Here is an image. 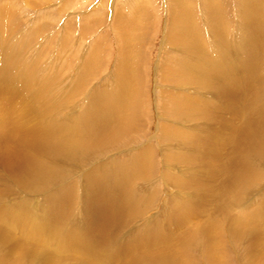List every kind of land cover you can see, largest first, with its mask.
Returning a JSON list of instances; mask_svg holds the SVG:
<instances>
[{"label": "rangeland", "instance_id": "obj_1", "mask_svg": "<svg viewBox=\"0 0 264 264\" xmlns=\"http://www.w3.org/2000/svg\"><path fill=\"white\" fill-rule=\"evenodd\" d=\"M208 1L210 2V0ZM208 1L182 0L183 5L186 7V9H188L192 13L191 17H193L194 27L196 26V31L198 34L200 30L201 35H199V40L201 41V44H203V47L207 46L205 42L207 43V39H209L208 33L211 31L210 27L207 25L208 22L206 21L207 19H209L206 18L207 9H209L208 5H210V3L208 4ZM174 2L175 0H0V49L2 47V49L6 50L10 54H13L16 57V62L19 63L18 65L23 66L24 69H27L32 73V77L26 85H21L18 81L15 82V79V84L14 82L13 84H11L10 82L12 81L9 82L8 80H5L8 86L4 85V83L3 85L0 84V126L5 125V127L9 129H16L21 126L23 116L21 115L20 109L14 101H16L20 97H26L25 91H28L27 94H29L27 97L30 98V102L28 101L29 99L27 97L26 101H28L27 104L29 105L30 110L33 111L32 115L35 119L32 117V121L34 125H37V121L43 119L46 116H49V118H47L48 120L54 119L53 113L55 114L59 111L63 115L62 118H58L57 122H55V126H59L58 123H61V121L68 123L72 121L73 123L76 122L77 124V117H79V114H81L79 112L83 110V107L86 106V102H89V98H92V95L97 96L100 95V93H103L104 97L106 96L105 98L108 99L110 97L109 94L112 93V90L114 88H118V86H121V83L119 84V74H123L126 69V64L127 66L129 64L132 68H130L131 76L129 78V84L134 85V87L131 85L132 88L130 90L133 93H130L131 97L128 102H126L127 98L125 100H121V102L123 101L122 108L121 106L117 108V114L114 113L115 111H110V113L108 114L109 116H113V118H117V116H121L122 114L125 122L124 125L126 126H124V128L128 129V131L126 130L127 133L125 132L123 134L124 136L121 134L122 136L119 137V140L116 141V145L113 144L111 149L109 148L104 151V153L100 154L101 157H98L97 159L95 158L97 162H94L93 165H91V169L87 170V168H80L83 169L81 171L87 170L86 172H84V175L78 173L72 175L70 178H68L67 176L66 179H68V181L65 179L66 181H63V183L59 185H62V187L68 186L70 188L73 186L75 187V189L77 188L79 190V186H77L79 184L80 186H83V191H85L89 196V192H87L86 190V186L88 187V184L87 182L85 183L86 179L83 177L82 181L81 175L86 177L90 170H93L94 168L99 169L100 167H104L111 163L112 165H114L115 163L116 166V163L124 161L127 163V165L132 166V163L134 162L133 159L135 157L137 159V157H140L141 154V157L144 156V158H146L145 162L147 161V163L149 164H147L143 170L142 168H140L139 170L135 169V173H138L136 176H123L124 178H129L132 180V182L130 181L129 185L127 186L133 184L134 191L132 189L131 192L136 194V198L146 197V200L143 201V209L141 208L144 212L138 211V215H133L135 216V218H133L131 214L132 212L130 210L127 211V208V210L123 209L127 213L126 217L125 215H123V213L126 214L123 211L117 218L116 216H112L113 218L111 217L110 219L104 220L105 218L103 215V211L100 210L101 207L103 208V206L99 200L97 202L93 201V203L91 204L92 212H94L95 214L93 215V213H90L91 217L86 214L87 211L83 210L81 205L77 208H74L75 204L72 205L71 208L67 207V205L66 208L57 209L56 216L54 217L56 218L60 216L61 218V215H63L64 220V216L76 213L75 215L73 214V216L69 217L71 221L69 220L66 222V224H64L62 219L59 218L60 221L57 220L56 224L53 225V223H51V225L48 226V229L51 228L49 234L45 235L46 237L42 238L40 240L41 242L38 243H31L29 241L30 239H28L25 235L24 229H22L21 226L17 223L18 220L16 218L11 217L13 215H11L12 213H10L9 211H14L15 209L16 211L19 210V208H17L18 202L19 204L22 203V206L25 204L29 205L30 209H32V213L41 208L42 211L39 210L41 213L38 219V223L40 226L41 223H44V220L50 218L51 215L53 217V214H55L54 212L50 213L49 209L47 210L48 213L45 212L44 206H42L43 208L40 206L41 201L44 197V202L47 203L46 201L48 200L47 198L50 197L49 195H53L54 192H57V188H60V186L56 185L54 187L56 188V191L53 188L54 192L53 190H50L51 193L48 195H40L41 197L39 196V201H37V204L32 202V204L34 203L33 205L30 201L27 200V196H23V198L26 199H22L23 201L21 200V196V202L17 201V203H15L16 199L11 194L6 193V196L0 194V214H2L3 217L4 212L5 214L10 213L9 216L7 214L3 217V221L5 222L4 225H8L4 226L0 223V234L6 233L8 235L4 244H1L0 246V256H5L7 259L11 257L13 261H17L18 257L16 256L22 255L21 261L28 262L30 261L32 256L35 257L36 255V259L34 261L35 264H42L41 262L44 259L42 258L43 256L46 260H48L47 256H54L51 260L56 261L54 264H99L96 263L97 260H94L95 257L88 258V256L90 255L89 252H87L86 255V252L82 250V248H89L86 238L88 237L89 240L92 241L96 240V244L100 245L99 241L101 242V244H103L106 242V238H109L113 235V237L109 238L107 241L108 245L110 246V254H107L106 257L103 255V261L100 264H132V262H134L135 260L139 261L144 259L147 260V264H156L158 263V260V264H166L164 263V261L168 260L171 262H175V264H179L180 262V264H264V260L262 259L264 258V185H261L264 184V178L262 179L261 176L253 177L252 182L255 181V178L257 181V185L254 186L253 183L250 182V186H252L250 190H253V192L258 189V184L259 188L261 187L260 193H257L256 191L254 192L256 195H251L254 198L253 201L247 200L246 202L248 203H246L244 199L245 196L241 197V199L237 198L239 197L236 196V193H238L236 192L238 185L235 182V178L238 179L241 176L239 179L242 180V176L246 174V170L244 169L243 162H236L237 159L235 161L233 160V155L235 153V150L237 149L235 145L241 143L240 140H237L239 133H235L234 131H240L241 129V126L237 125L238 123L240 124V119L237 118L239 114L237 113V111L239 110V112H243L244 109H249L248 107H250L251 104L254 105V103L251 102V100L249 101L246 95H239V99L233 101L232 98L230 99V92H225V95H229L228 97L226 96L229 100L226 99V102L223 103L224 111L222 113L224 114L225 111L227 112H225V117L218 116L220 115L217 114L218 112L220 113L218 109L215 112L206 114V117L201 119V122L198 120L196 121V119L194 120L190 117L192 110L189 111L186 107L190 106V102L192 101V98L190 96L193 95L192 97L196 101L200 100L199 97L205 95V93H203V91L202 93L199 92L200 94L194 92L195 88L192 84H190L189 81L187 82L186 86H182L184 84H182V81L187 79L185 77V73L187 72L184 71L181 73V70H185L188 61L185 59L186 44L184 46L178 45L179 43H177L175 40L176 37L172 34V32L175 31L174 28H171L172 24L173 22L176 23V21L174 20H177L175 19L177 5ZM184 2H186L187 4ZM243 3L244 2H242V0L211 1V5L214 4L213 6L217 7L218 11H222V19L225 22L226 27H230V33L234 30H237L238 25L241 22V20L239 19L242 18V14L245 13V11L243 10ZM262 8L264 9V4H260V9ZM211 33L214 32L211 31ZM250 34L254 36V32L252 30ZM2 36L4 37V39ZM205 48H207V54H210L211 50H208V47ZM233 54L235 55V57H238L240 62H242L243 60L241 59V57L243 58L246 55V52L243 53L241 50H238V52L233 51ZM260 56L261 57L259 58L262 60L261 63L264 64V59L262 58L264 57V54H261ZM85 57L88 58V60L89 58H92V61L95 65L93 64V74L88 73V76L85 77L84 81H81L80 78L86 67V62L88 61ZM129 62L132 64H130ZM135 66L137 69L134 68ZM123 69L124 71H122ZM248 73L251 74L252 71H246V74ZM197 75V73L195 75L193 74L195 80L198 79ZM187 76L190 77L188 73ZM116 80H118V82ZM76 82L78 83L76 84ZM249 83L252 82L250 81ZM249 83L246 82L244 84V86L246 85V89L249 86ZM19 84L21 86H19ZM196 84L198 85V83ZM229 85L232 84L229 83ZM18 86L21 88H19ZM10 88H12V90H10ZM179 88L183 89L179 90ZM196 88L201 87L200 85H198V87ZM35 96L38 97L39 100ZM186 98L188 101L186 100ZM194 100L192 102H194ZM34 101H36V103ZM186 101L188 102V104ZM17 102L20 103V100L18 99ZM44 102L49 105L51 111H41L45 110ZM125 103L127 104V107L129 106L128 108L124 107ZM181 104L185 106H180ZM204 109L205 112L208 110L205 107ZM35 110L41 112L36 113ZM245 112H247V110H245ZM126 114H128V117ZM73 117L77 119H74ZM237 119L239 120L238 122ZM48 120L46 122H48ZM189 122H192V124H190ZM234 123H236L237 126H235ZM185 125H187V127ZM190 126L191 128H193L192 130L194 132L190 131ZM198 127H200L201 129ZM4 128H0V133H2L1 131H3ZM166 128L167 130H165ZM168 129L171 131H169ZM231 131L232 135L230 134ZM168 132L171 136L168 134ZM183 132L184 134H187L183 135ZM194 133L196 135H194ZM185 136L187 137L185 138ZM190 136H194L192 137L194 139H192ZM212 136H214V138ZM15 137L17 136L14 135V133L9 132V134L6 135L5 132L0 136V143L2 145L6 144L8 148L11 143L15 144L17 143V141H19V137H17L16 139ZM176 138L179 139V142ZM175 142L178 143L176 144ZM263 144L264 141L262 142V145H258L256 147L260 149L263 147ZM218 148H220L221 150ZM246 150L247 149L245 148L243 150L244 152H242L241 154L244 155L245 158L247 157L250 160V158L253 157H249V152L246 156ZM148 151H150L151 154ZM213 151L217 152L214 153ZM182 153L184 154L182 155ZM178 154H180V158ZM167 155H169L170 157ZM2 158L3 157H0V175L2 174L1 171H3L4 174L10 171L8 169V164L4 165V167L2 166L4 161V159L2 160ZM205 159H207L208 162ZM227 159L229 160V162ZM226 161L228 162L227 164H225ZM218 162L220 163L218 164ZM83 163L84 162H82V165L79 166L84 167L85 165ZM72 164H74L73 159H70L68 162H61V164L57 162L56 165H58V167L55 168V171H66L71 167ZM151 165L153 168L151 167ZM240 165L242 168L240 167ZM254 166V170H256L257 175L261 174L260 169L264 173V167H262V164L259 165V169L256 161H254ZM170 167L172 168L170 169ZM111 169L115 170L116 168ZM14 170H16L15 167ZM140 170L143 172H141ZM236 171L239 173H237ZM204 172L205 175H203V177L201 174H204ZM227 174L229 175L227 176ZM165 175L167 177H165ZM71 178L72 180L70 181ZM90 178L92 177L90 176ZM226 178L229 179V181L225 182ZM92 179L91 181H93ZM238 182L240 183L241 181L238 180ZM219 183H221L222 185ZM5 185H7V187L10 186L12 190L10 188L9 189L11 191L14 190V192L16 191L18 193L22 192L17 186V180L15 181L14 179L9 178L8 180H6ZM15 185L16 187H18L19 191L14 187ZM137 186H139V189L137 188L136 190ZM201 189H203L204 191ZM229 190L233 191L230 193ZM143 192H145V194L140 196L141 194H143ZM202 193H205L204 196ZM15 194L16 193H13V195ZM194 196L197 197L195 198ZM201 196H203V198ZM173 197H178V199L184 202L181 209L178 208V206H174L175 209L182 211L184 210V206L190 207H186L187 210L185 209L183 211L185 223L184 221L180 220L181 215L175 216L174 218L170 219V212L173 210L171 209V205L168 204L167 208L163 206L165 202L169 203V201H171ZM198 197L200 198L199 200ZM148 199L153 200V202L149 201ZM205 199L206 201H204ZM239 200H241V202H239ZM68 201L69 200H65V203H67ZM197 201L199 204H196ZM244 203L246 205H244ZM5 205L9 206L6 207ZM33 206L37 208L35 209ZM118 206V204H115L114 209H116ZM2 207L4 208L2 209ZM224 207L226 208L224 209ZM167 209H170V212L165 213ZM146 211H148V216L146 215ZM242 211H244L246 214L243 215L244 212ZM78 212L80 213L79 217H81L82 215L83 218L79 220V223L76 219H73L77 217ZM140 212L141 215L145 214V216L144 218H138V222H142L145 220V222H148L149 220L155 219L157 215L163 216V218H159L160 222L156 220L158 224L155 221V223L158 225V228L155 231L163 235H161L162 238L160 236L161 239L159 238V241L162 240L163 243L157 242L159 244L158 245L152 240H136V242H138L136 245V250H140L138 253L136 252L133 255L123 254V259L122 257L118 258V260L113 257H111L110 259V256L117 250L123 252L127 248L128 244L125 243L124 238L128 239V237L132 234H130L131 229H135L134 231L137 230L138 222H136V220L134 219H136L137 216L139 217ZM201 212H203V214L205 215H203ZM5 216H8L9 218H6ZM127 216H129V218H127ZM146 216L148 219L146 218ZM186 217L188 220L186 219ZM258 217L259 220H254ZM88 218L89 220L86 224V219ZM122 218H124V220ZM175 218H177V222H174L175 224L173 223L172 225L171 223H169ZM8 219L10 220V222ZM128 222H131V224ZM179 222L182 225H180ZM11 225H14L16 227V234L13 233L14 230H11L9 228V226ZM179 227H181L182 229ZM165 229L166 231L165 233H163ZM8 230H11L10 234L7 233ZM183 232H185V235L183 234L181 237V233ZM210 232L213 234L210 235ZM188 234L190 235V237ZM86 235L87 237L85 238ZM164 235H167L168 237H164ZM197 235H200L201 238ZM238 235L240 237H238ZM203 237L206 239V241ZM170 238L173 239L170 240ZM202 238L204 241L201 240ZM43 239H45L44 242L42 241ZM66 239H70L73 243L69 242ZM110 239V243L112 244H109ZM164 239L167 240V243ZM188 239L190 240V242ZM57 240H63V242L60 243L59 246L65 245V247H62L58 250L56 248L58 247V245H54ZM191 241L193 242V245L191 244ZM27 242L31 243L32 245L30 246V244ZM141 244H143V247L141 246ZM18 245L19 247L17 248L16 246ZM48 246H51L52 249L47 248ZM204 246L206 247L204 248ZM179 247H183L187 251H183L184 249H179ZM211 247H215V249L212 250ZM205 249L207 252L205 251ZM27 250H31V252ZM212 251L215 253H213ZM244 252L249 253L245 254ZM14 253H16V256L14 255ZM25 253L27 256L24 255ZM209 253L210 255H208ZM246 255H248L249 257H246ZM117 256L119 257L120 255ZM155 256L158 257L156 258ZM209 256L214 257L210 258ZM161 257L164 259H162ZM257 257H259L258 261ZM55 258L58 259L55 260ZM208 260H210L211 263L208 262ZM142 262L144 263L146 261L144 260Z\"/></svg>", "mask_w": 264, "mask_h": 264}, {"label": "bare ground", "instance_id": "obj_2", "mask_svg": "<svg viewBox=\"0 0 264 264\" xmlns=\"http://www.w3.org/2000/svg\"><path fill=\"white\" fill-rule=\"evenodd\" d=\"M211 1L213 2L214 0H210V2L208 1V4L210 3V5H208V8L209 9H207V14H206L207 17L206 18H209V19L206 20L208 22V23L207 22L206 23L210 27V30L212 32H214V33H211V31H210L208 33V38L209 39H207V43L205 42V44L207 45L205 47H208V50H211V53L210 54H207V51H206L207 48L203 47V44H201V41L199 40V35H201L200 34V30H199V34H198L197 31H196V26L194 27L193 17H191L192 16L191 11H189L188 9H186V7L183 5L182 0H175V2H174L177 5L176 15H175V17H176L175 19H177V20H174V21H176V23L173 22V24H172V27L171 28L172 29L173 28L175 29V31H173L172 34L176 37L175 40H176L177 43H179L178 45H180V46L183 45L184 46L186 44V46H185V50H186L185 57L186 58L185 59L188 61V63L186 65V67H185V70L184 69H183V71L181 70V73L185 71L191 77V78L188 77L187 76V73H185V77L187 79H185V80L182 81V84L184 83L182 86H184V85L186 86L187 85V82L189 81L190 84H192L193 87L195 88L194 89V92H196L197 94H200L199 92L202 93V91H203V93H205V95H203V96L200 95L201 96V97H199L200 100H196V101L193 99V97H192L193 95L190 96L192 98V101L194 100V102L191 101L190 102V106H186V107H187V110H189V111L192 110L190 117L192 119H194V120L196 119V121L198 120V121L201 122V119L205 118L206 117V114H208L210 112L211 113L212 112H215V111H217V109L220 111V113L219 112L217 113V114H220L218 116L225 117V112L226 111L224 112V114L222 113L224 111V109H223V103L226 102V99L229 96V95L228 96L225 95V92L226 93L230 92V94H231L230 99L232 98L233 101H236L237 99H239V95L240 96L241 95H243V96L246 95V97L249 99V101L251 100V102L254 103V105L251 104L250 107H248L249 109H247V108L244 109L243 112H239V110L237 111L235 109L237 111V113H239L238 114V117L236 115L235 116L240 119V124L238 123L237 125L241 126V129H240V131L239 130H234V131H235V133H239V136L237 137V140L238 141L240 140L241 143H238L237 145H235V147L237 149L235 150V153L233 155V160L235 161L237 159L236 162H239V161L243 162L244 169L246 170L245 171L246 174L242 176V180L239 179L241 176L238 179L235 178L236 179L235 182L238 185V187L236 189L237 190L236 192H238V193H236V196H239L237 198H240V199H241V197H244L245 196V198H244L245 199V202L247 200H250V201L252 200L253 201L254 198L252 196L253 195H256L254 192L257 191V193H260L261 192L260 191V188L261 187L259 188V184H258V186H257L258 189L253 192V190L252 191L250 190L251 187H252V186H250L251 185L250 182H252V180H253L252 178L255 177V176H261L262 179L264 178V173L259 168V165H261V164H262V167H264V144H263V147L260 148V149H258L256 147L258 145H262V142L264 141V64L261 63L262 60L259 58V57H261L260 56L261 54H264V9L263 8H262L263 10L260 9V4L263 5L264 4V0H242V2H244L243 3V10L245 11V13L242 14V18L239 19V20H241V22L239 23L237 30L232 31L231 33H230V27H228V26L226 27L225 22L222 19V15H221L222 14V11L220 10L221 11V13H220V11H218V8L215 7V6H213L214 4L211 5ZM184 3H186V2H184ZM251 30L254 32V36H252L250 34ZM169 34H171V33H169ZM3 39H4V37H3ZM200 39H201V37H200ZM203 41H205V40H203ZM236 41H238V42H236ZM1 49H2V47H1ZM1 49H0V84L3 85V83H4V85H7V82L5 80H8L9 82L12 81L10 83L13 84L14 79H15V82L18 81V82H20L21 85L28 84L30 78L32 77V73L29 70L24 69L23 66L18 65L19 63L16 62V60H15L16 57L13 54H10L9 52H7L4 49H2V50ZM177 49H179V48H177ZM238 50H241L243 53L246 52V55L243 58L241 57V59L243 60L242 62H240L239 59H238V57H235V55L233 54V51L238 52ZM179 52H181V51H179ZM262 58L264 59V57H262ZM86 59L88 60V58H86ZM93 64L94 63L92 61V58H89V60L86 62V67H85V69L83 71V74H82V76L80 78L81 81H84L85 77L88 76V73L89 74H93L92 73L94 71L93 66L95 65V64L94 65ZM130 64H132V63H130ZM122 65H121V69H122ZM130 68H131V66L129 64L127 66V64H126L125 71H124V69L122 70V71H124V73L123 74H121V73L119 74V84L121 83V86H118V88H114L112 90V93L109 92L111 94H109L110 97L108 99L105 98L106 96L104 97V94L103 93H100V95H102V96L97 95L98 96L97 97L95 95H92V98H89V102L88 103L86 102V106L83 107V110L81 112H79V113H81V114H79V117L76 116L78 119L75 118V117H73L74 119H77V124H76V122L73 123L71 120H68V121H71V122L68 123V122H62L61 121V123H58L59 126L58 125L55 126L56 125L55 122H57L58 118H60V117L62 118V115H63L59 111V112H56L55 114L53 113L54 119H49L48 120L47 118H49V116H46L43 119L37 121V125H34L33 124V121H32L33 118H34V116L32 115V112L33 111L30 110L29 105L27 104L28 101L30 102V98L27 97L29 94H27L28 91H25L24 90L26 92L25 95H26V97L29 100L26 101L27 98L24 96V97L18 98L20 100V103L17 102L18 99L16 101H14L17 104V106L19 107L20 112H21V115L23 116L21 126L19 128H16V129L6 128L5 125L4 126H0V128H4L5 127L3 129V131H1L2 133H0V136L3 135L5 132H6V135H8L9 132H12V133H14V135H16L17 137H19L18 138L19 141H17V143H15V144L14 143H11V145L8 148H7L6 144L5 145H2L0 143V157H3L2 160L4 159L3 165L2 164L1 165L4 167V165L8 164L9 165L8 169L10 170L8 172L10 174H8V173L4 174L3 171H1L2 174L0 175V194L3 195V196L4 195L6 196V193L7 194H11L16 199V202L14 201L15 203H17V201H20L21 202L22 199H25V198H23V196H27V200L30 201L31 204H32V202H34V203L37 204V201H39L38 198H39L40 195L41 196H45V195L50 194L51 191L53 190V188L56 185H59V184L63 183V181H66V180L68 181V179H66L67 176H68V178H70L72 175L78 174V173H81V174L84 175V172H86L88 169H91L90 168L91 165H93L94 162H97L96 159L98 157H101L100 154L104 153V151H106L109 148L111 149L112 148V145L115 144V143H117L116 141L119 140V137H121L126 132V130L128 131L127 128L126 129L124 128L125 122H124V118H123L122 114H121L122 117L118 114L119 116H117V118H113V116H109L108 114L110 113V111L111 112L115 111L114 113L117 114L116 113V111H118L117 108H119L120 106L122 108V102L123 101L121 102V100H125L126 98H127L126 99V102H128L130 100V97H131L130 93L132 92V91H130L131 88H132L131 87L132 84L131 85L129 84V81H130L129 78L131 76L130 75ZM134 68H136V66ZM8 69H9V72H8ZM250 70L252 71V73L251 74H249V73L246 74V71H250ZM7 73L9 75V77H8ZM196 73L198 74L197 75L198 79L196 78L197 80H195V78L193 77V74L195 75ZM2 76H3V78H2ZM249 80L252 83H249L250 82ZM116 81L118 82V80H116ZM15 82H14V84H15ZM228 82L231 83L232 85H229ZM246 82L249 83V86L247 87V89L245 87L246 85L244 86V84ZM77 83L78 82H76V84ZM196 83H198V85H200L201 88H196V87H198V85ZM20 84H19V86H21ZM7 86H6V90H7ZM132 86L134 87V85H132ZM19 88H21V87H19ZM23 88H24V86H23ZM187 88H188V86H187ZM180 89H183V88H179V90ZM10 90H12V88H10ZM22 91H23V89H22ZM180 93H181V91H180ZM105 95H106V92H105ZM32 96H33V94H32ZM185 97H186V95H185ZM36 98L38 99V97H36ZM11 99H14V98H11ZM186 100H187V98H186ZM227 100H229V99H227ZM34 102L36 103V101H34ZM200 102H203V103H200ZM238 102H239V100H238ZM187 104H188V102H187ZM33 105H32V107H33ZM38 106H40V105H38ZM180 106H185V105H182L181 104ZM44 107H45V110H41V111H47V110L48 111H51V109L49 108V105L47 103H45V102H44ZM124 107L128 108L129 106L127 107V104L125 103L124 104ZM204 107L208 109L206 112H205ZM106 108H107V110L108 109L109 110L107 111ZM36 109H37V107H36ZM38 109H39V107H38ZM41 109H42V107H41ZM66 109H68V108H66ZM245 110H247V112H245ZM41 111H36V113L41 112ZM240 111H241V109H240ZM67 113H69V112H67ZM128 114H126L127 117H128ZM67 116H68V114H67ZM71 117H72V115H71ZM69 119H70V117H69ZM175 119H177V118H175ZM47 120H48V122H46ZM238 121L239 120L237 119V122ZM189 123L192 124V122H189ZM193 124H195V123H193ZM234 124H235V126H237L236 123H234ZM201 125H202V123H201ZM185 126L187 127V125H185ZM167 128L165 130H167ZM190 128H191V126H190ZM198 128H200V127H198ZM204 128H202V129H204ZM231 128H232V126H231ZM192 129L193 128H191V130H190L191 132L193 131ZM210 129H211V127H210ZM206 130H207V128H206ZM169 131H171V130H169ZM165 133H164V135H165ZM179 133H180V131H179ZM196 133H197V131H196ZM221 133H222V130H221ZM168 134H169V132H168ZM185 134H187V133H185ZM185 134L183 132V135H185ZM230 134L232 135V131L230 132ZM194 135H196V134L194 133ZM198 135H199V133H198ZM235 135H237V134H235ZM17 137H15V139ZM186 137L187 136H185V138ZM192 137H194V136H192ZM212 137L214 138V136H212ZM168 138H169V136H168ZM166 139H167V137H166ZM192 139H194V138H192ZM204 139H205V137H204ZM177 140L179 142V139H177ZM178 142H175V143L177 144ZM179 146H181V145H179ZM245 148L247 149L246 152H245L246 156H247V153L249 152L248 153L249 157H251V156L253 157V158H250V160L247 157L245 158V156L241 154L242 152H244L243 150ZM218 149H220V148H218ZM148 150H149V146H148ZM148 152L150 153V151H148ZM216 152H214V153H216ZM183 154L184 153H182V155ZM179 155L180 154H178V156ZM141 156H142V154H141ZM167 156H169V155H167ZM138 157H137V159H136V157L133 159L134 162L132 163V166L131 165H127V163L125 161L124 162H120V163L119 162L116 163V166H115V163H114V165H112V163L110 162L111 164H108V165H106L104 167H100L99 169L98 168H94L93 170H90L88 172V175L86 177L83 176V175H81V178L82 177L85 178L86 179L85 180V183L87 182V184H88V187L86 185L85 186H86L87 192H89V196L86 194L85 191H83V186H80L79 184L77 185V186H79V190L77 188L75 189V187H73V186L70 188L68 186L62 187V185L61 186L59 185L60 188H57V192H54V190L56 189V188H54V190H53L54 194L53 195H51V194L49 195L50 197L47 198L48 199L46 201L47 203L44 202L45 199L43 197V200L41 201V205H40L41 207L44 206V208H45L44 211L45 212H47V210L49 209L50 210V213L51 212L52 213L53 212L55 213V214H53V217L51 215L50 218H48V219H46V220L43 221L44 223H47V224L41 223L40 226H39L38 219H39V216H40V213H41L40 211H42V209L39 208V207L38 208H39L40 211L37 210L36 212H33L32 213V209H30V206L29 205L25 204V205L22 206L21 205L22 203L19 204V202H18L17 208H19V210L16 211V209L15 210L13 209L14 211H12V210L9 209L10 211L9 210L8 211L10 213H12L11 215H13V216H11V217L16 218L18 220V222L17 221L16 222L21 226L22 229H24V233L27 236V238L30 239L29 241L31 243L32 242L33 243H35V242L36 243L41 242L40 240L42 238L46 237L45 235L49 234L51 228L48 229V226L51 225V223H53V225L56 224V221L59 220V218H60V216H58V215H57L58 217H56V218L54 217V216H56V210L57 209H61V208H66L67 205H68L67 207H70V208L74 204H75V207L74 208H77L78 206L81 205L82 206V209L85 210V211H87L86 214L88 216H90V213H93V215H95L94 212H92L91 204L93 203V201L94 202H97L99 200L102 203V206H103V208L101 207V209H100V207H99V209L103 211V215H104V218H105L104 220L110 219L112 216H114V217L116 216V218L119 217L120 216V213L123 212L125 209L127 210V208H128L127 211L130 210L132 212L131 213L132 214V217L135 218V216H133V215H138V211H142V209H143L142 206H143V203H144L143 201L146 200V197H144V198H136V194L131 192L132 189L134 191L133 184L130 185V186H127V185H129L130 181L132 182V180L129 179V178H124L123 176H127V175H132V176L135 175L136 176L138 174V173L137 174L135 173L136 170H139L140 168H142V170H143L145 168V166L148 164L147 161L145 162V159L146 158H144V156H143V157H141V159H140V157L138 159ZM174 158H176V157H174ZM179 158H180V156H179ZM70 159H73L74 164H72L70 168L68 167L69 169L66 170V168H65L66 171H60V170L59 171H55L56 170L55 168L58 167V165H56L57 162L59 164H61V162H68ZM205 160H207V159H205ZM0 161H1V159H0ZM81 161L84 162L83 163L85 165L84 167H82V166L80 167L79 166V165H82V162ZM115 161H116V159H115ZM254 161H256V164H257L258 168L260 169V173L261 174H259V175H257L256 174V170H254V168L256 166V165L254 166ZM149 162H150V160H149ZM207 162H208V160H207ZM228 162H229V160H228ZM228 162L226 161V163L225 162L224 163L227 164ZM175 163H177V162H175ZM219 163L220 162H218V164ZM152 165H151V167H152ZM221 165H222V163H221ZM205 166H207V165H205ZM210 166H212V165H210ZM3 167H1V168H3ZM14 167H15L16 170H14ZM172 167H170V169ZM226 167H228V166H226ZM240 167H241V165H240ZM80 168H83V169H86L87 168V170L81 171L83 169H80ZM111 168H116V169L115 170H112ZM207 169H208V167H207ZM226 170H228V169H226ZM74 171H75V173H74ZM141 172H143V171H141ZM237 173H239V172H237ZM234 174H235V172H234ZM201 175L202 176L205 175V172H204V174H201ZM228 175L229 174H227V176ZM231 175H232V173H231ZM90 176L93 179L90 178ZM116 176H118V177H116ZM202 176H201V178H202ZM77 177H79V176H77ZM165 177H167V176L165 175ZM222 177H224V176H222ZM9 178L14 179L15 181L17 180V186L19 187V189L22 192L18 193L16 191L14 192V190L11 191L12 190L11 187L10 186L7 187V185H5L6 180H8ZM83 178H82V181H83ZM96 178H97V180H96ZM229 178H231V177H229ZM91 179L93 181H91ZM71 180H72V178L70 179V181ZM205 180H207V179H205ZM219 180H220V178H219ZM238 180L241 181V182L239 183ZM226 181H229V179L226 178L225 179V182ZM80 182H81V180H80ZM256 182L257 181H256V178H255V181L252 182L253 183V186L254 185H257ZM217 183H216V185H217ZM219 184H221V183H219ZM261 185H264V184H261ZM85 186H84V188H85ZM14 187L17 188V190L19 191V189H18V187H16V185ZM2 188H4V189H2ZM137 188L139 189V186L136 187V190H137ZM204 188H205V186H204ZM203 189H201V190H203ZM226 190H228V189H226ZM232 191L229 190L230 193ZM252 192H253V194H252ZM13 193H16V194L13 195ZM144 194H145V192H143V194H141L140 196H142ZM204 194H203V196H204ZM146 195H148V194H146ZM21 196H22V198H21ZM203 196H201V197L203 198ZM228 197H229V195H228ZM20 198H21V200H20ZM199 199L200 198L198 197V200ZM9 200H11V199H9ZM65 200H69L68 202H70V203H68V202L65 203ZM84 200L85 201H88V202H85ZM148 200L153 202V200H150V199H148ZM237 200H235V201H237ZM258 200H259V198H258ZM202 201H199V202H202ZM204 201H206V199ZM239 202H241V200H239ZM246 203H248V202H246ZM115 204H118L119 205L116 209H114L115 208ZM168 204H170L171 205V209H173L171 212L169 211L170 209H167V211L165 212V213L170 212V219L171 218H174L175 216L181 215L180 216V220L181 221H184V223H185V218H184V212L183 211L186 209L187 206H184V210H182V211L174 208V206H178V208L181 209V207L184 204V202H182V200L178 199V197L177 198L176 197H173L171 199V201H169V203L168 202H165V204H163V206H165L167 208ZM196 204H199L198 201L196 202ZM244 205H246V204L244 203ZM8 206H6V207H8ZM198 207H199V205H198ZM3 208L4 207H2V209ZM34 208L36 209L37 207H34ZM187 208H190V207H187ZM225 208L226 207H224V209ZM203 209H204V206H203ZM144 210H145V207H144ZM15 211H16V213H15ZM142 212H144V211H142ZM147 212L148 211H146V215H147ZM242 212H244V211H242ZM10 213H7L8 216L10 215ZM36 213H37V215H36ZM201 213L203 214V212H201ZM7 214H5V212H4L3 213V217H4V215H7ZM73 214H70V215L68 214V215L64 216V220H63V215H61V218L60 219H62V221L64 222V224H66L67 221H69V220L71 221V219H69V217L73 216ZM245 214L246 213L244 212L243 215H245ZM123 215H125V217H126L127 213L126 214L123 213ZM151 215H153V214H151ZM199 215H200V212H199ZM203 215H205V214H203ZM8 216L7 217L5 216V217L6 218H9ZM79 216H80V213L78 212L77 217L76 218H73V219H76L78 223H79V220L80 219H83L82 218V215H81V217H79ZM144 216H145V214H142L141 215V212H140L139 213V217L137 216L136 219H134V220H136V222H138V218H144ZM147 216H146V218H147ZM3 217H2V214H0V223L2 225L5 224V222L3 221V219H4ZM161 217L163 218V216L157 215L155 217V219L149 220L148 222H145L146 220L145 221H142V222L139 221L138 222V225H137L138 226L137 227V230L136 231H134L135 229H131L130 230L131 231L130 234L132 233L131 234L132 236L130 235L128 237V239L124 238L125 243L128 244L127 248L123 252H121L120 250H117L116 252H114L110 256V259H111V257H113V258H115L117 260L120 257H122V259H123V256H122L123 254L124 255H128V254L129 255H133L136 252L138 253L140 250L139 251L136 250V245L138 243V242H136V240L137 241H151L152 240L154 243L156 242V244H158L157 242L163 243L162 240L159 241L162 238L163 235L161 233H158V232L155 231L158 228V225H157L158 223H157L156 220L159 221V218H161ZM89 218L86 219V224H87V221L89 220ZM92 218H93V216H92ZM127 218H129V216H127ZM127 218H126V220H127ZM122 219L124 220V218H122ZM175 219H173V221L171 220V222H169V223H171L173 225L174 222H177V218H175ZM186 219H187V217H186ZM164 220H165V217H164ZM254 220H259V217L256 218V219H254ZM155 221H156L157 224L155 223ZM197 221H201V220H197ZM251 221H253V220H251ZM9 222H10V220H9ZM48 222H50V223H48ZM189 222H190V220H189ZM128 223L131 224V222H128ZM191 223H192V221H191ZM186 224H187V222H186ZM7 225H4V226H7ZM180 225H182V224L180 223ZM197 225H199V224H197ZM85 226H84V228H85ZM9 228L11 230H14L13 231L14 234L17 233L16 227L14 225L9 226ZM179 228H181V227H179ZM10 231L8 230L7 233L10 234ZM165 231H166V229L163 231V233H165ZM184 233L185 232L181 233V237H182V235ZM178 234H180V233H178ZM212 234L213 233L210 232V235H212ZM261 234H262V231H261ZM207 235H206V237H207ZM7 236L8 235L6 233H1L0 234V242H1L0 243V246H1V244H4ZM160 236H161V238H160ZM165 236L168 237L167 235H164V237ZM197 236L200 237V235H197ZM58 237H60V236H58ZM86 237H87V235L85 236V238ZM111 237H113V235L110 236L109 238H111ZM189 237H190V235H189ZM238 237H240V236L238 235ZM109 238H106V242L105 243L102 242L103 244H101V242L99 241V244L100 245H98V244H96L97 243L96 240H94L95 241L94 242L92 240H89V238L87 237L86 240L88 241L87 245H88L89 248H86V249H83L82 248V250H84L86 252V255H87V252H89L90 255L88 256V258L95 257L94 260L95 261L96 260L98 261V262L96 261V263H99L100 264L103 261L102 260V257H104V256L106 257L107 254H110V252H109L110 246L107 243V241H108ZM203 238L201 240H203ZM172 239L170 238V240H172ZM44 240L45 239H43L42 241L44 242ZM66 240H68L69 242L73 243L70 239H66ZM110 241H111V239L109 240V244H112V243H110ZM205 241H206V239H205ZM62 242H63V240H57V242L55 244L54 243L53 244L54 245H58V247H56V248L59 250L62 247H65V245L59 246V244L62 243ZM92 242H94V243H92ZM165 242L167 243V240H165ZM189 242H190V240H189ZM27 243H29V242H27ZM31 243H29L30 246L32 245ZM187 243H188V241H187ZM191 244L193 245V242L192 241H191ZM206 244H208V243H206ZM9 245H8V247H9ZM70 245H73V244H70ZM142 245L143 244H141V246ZM188 245H189V243H188ZM233 245H235V244H233ZM30 246H29V248H30ZM16 247L18 248L19 245L16 246ZM177 247H176V249H177ZM205 247L206 246H204V248ZM47 248L52 249L51 246H48ZM141 248H139V249H141ZM158 248H159V246H158ZM180 248H183V247H179V249ZM209 249H210V247H209ZM211 249L213 250V249H215V247L214 248L211 247ZM54 250H53V252H54ZM143 250H142V252H143ZM185 250L186 249H184L183 251H185ZM253 250H252V252H253ZM27 251H30L31 252V250H27ZM205 251H206V249H205ZM250 251H251V249H250ZM180 252H181V250H180ZM16 253H14L15 256H16ZM21 253H23V252H21ZM26 253L24 254L25 256H27ZM32 253H34V252H32ZM213 253H215V252H213ZM247 253H249V252H247ZM247 253H245V254H247ZM36 254H37V252H36ZM162 254H161V256H162ZM185 254H186V252H185ZM255 254H257V253H255ZM258 254H259V252H258ZM57 255H59V254H57ZM117 255H120V256L118 257ZM208 255H210V253ZM29 256H31V255H29ZM16 257H18V260L17 261H13V259L11 257H9L7 259L5 256H0V264H35L34 261L36 259V255H35V257L32 256L31 259H30V261H28V262L21 261L22 255H20V256L17 255ZM38 257H39V255H38ZM52 257H54V256H47L48 260H46L45 257L43 256L42 258H44V259H43V261L41 263L42 264H54L56 261H51L52 260ZM155 257L157 258L158 256H155ZM209 257L210 258H213L214 256L213 257L212 256H209ZM246 257H249V256L246 255ZM258 258L259 257H257V261H258ZM57 259L58 258H55V260H57ZM162 259H164V258H162ZM262 259L264 260V258H262ZM132 260H133V258H132ZM144 260L146 262L143 263L142 261H144ZM144 260H139V261H136L135 260L134 262H132V264H142V263L143 264H147V260L146 259H144ZM208 262H210V260H208ZM158 263H159V260H158ZM158 263H156V264H158ZM164 263H166V264H172V263L175 264V262H171L169 260L168 261H164Z\"/></svg>", "mask_w": 264, "mask_h": 264}]
</instances>
